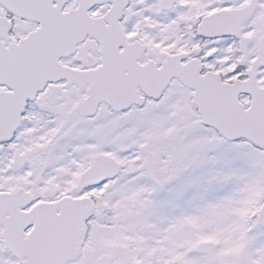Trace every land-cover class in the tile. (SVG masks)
<instances>
[{"label":"snow or ice","instance_id":"6c2138e0","mask_svg":"<svg viewBox=\"0 0 264 264\" xmlns=\"http://www.w3.org/2000/svg\"><path fill=\"white\" fill-rule=\"evenodd\" d=\"M0 264H264V0H0Z\"/></svg>","mask_w":264,"mask_h":264}]
</instances>
